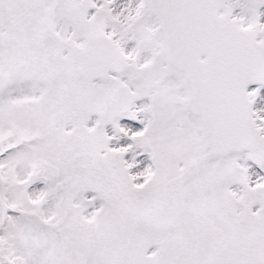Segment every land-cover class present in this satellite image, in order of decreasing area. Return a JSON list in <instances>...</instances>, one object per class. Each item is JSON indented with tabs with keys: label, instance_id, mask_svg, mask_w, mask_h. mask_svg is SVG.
I'll use <instances>...</instances> for the list:
<instances>
[{
	"label": "snow or ice",
	"instance_id": "1",
	"mask_svg": "<svg viewBox=\"0 0 264 264\" xmlns=\"http://www.w3.org/2000/svg\"><path fill=\"white\" fill-rule=\"evenodd\" d=\"M0 264H264V0H0Z\"/></svg>",
	"mask_w": 264,
	"mask_h": 264
}]
</instances>
